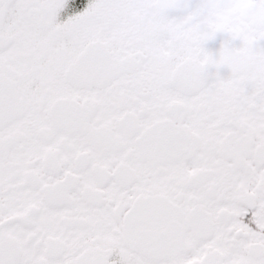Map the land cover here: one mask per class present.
<instances>
[{"label": "snow or ice", "instance_id": "1", "mask_svg": "<svg viewBox=\"0 0 264 264\" xmlns=\"http://www.w3.org/2000/svg\"><path fill=\"white\" fill-rule=\"evenodd\" d=\"M0 264H264V0H0Z\"/></svg>", "mask_w": 264, "mask_h": 264}]
</instances>
